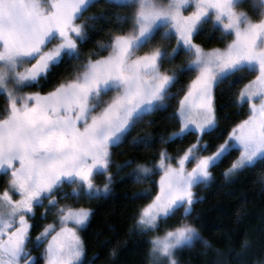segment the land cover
I'll return each instance as SVG.
<instances>
[{
	"label": "snow or ice",
	"instance_id": "snow-or-ice-1",
	"mask_svg": "<svg viewBox=\"0 0 264 264\" xmlns=\"http://www.w3.org/2000/svg\"><path fill=\"white\" fill-rule=\"evenodd\" d=\"M245 3L0 0V176L6 177L0 189V264H86L80 230L92 210L76 205L112 190L114 178L133 163L128 158L111 171L113 150L142 122L152 124L145 117L166 110L173 99L177 106L168 119L178 127L166 137L132 136L130 145L194 139L175 157L161 147L122 177L155 185L154 194L151 187L132 194L147 198L133 227L137 235L151 233L148 264H179V251L197 241L208 245L188 219L201 199L195 189L207 185L212 169L233 151L238 155L226 177L264 165V0L251 2L255 19ZM94 5L101 10L85 15ZM105 25L108 39L96 41L82 57L83 45ZM205 28L207 40L231 39L205 48L196 39ZM157 35L174 40L171 49L154 42ZM181 54L186 60L165 67ZM62 67L71 70L42 91ZM236 84L232 102L246 103L248 113L212 147L205 136L222 134L216 131L217 89ZM97 176H103L102 185ZM50 212L53 221L41 225ZM33 249L40 251L33 255Z\"/></svg>",
	"mask_w": 264,
	"mask_h": 264
},
{
	"label": "trees",
	"instance_id": "trees-1",
	"mask_svg": "<svg viewBox=\"0 0 264 264\" xmlns=\"http://www.w3.org/2000/svg\"><path fill=\"white\" fill-rule=\"evenodd\" d=\"M101 10L99 5L89 8L85 15ZM129 10L120 9V13ZM83 19V17L81 18ZM79 22V21H77ZM108 25L102 30L95 31L92 38L82 47V57H86L88 50L95 48L96 41L107 40L109 36ZM126 27V26H125ZM209 35L207 28L196 38L197 42L205 48L222 46L230 37L223 41L217 39H204ZM219 36V33H216ZM163 43L171 49L175 43L162 41L159 35L156 41ZM101 55L106 52H101ZM186 56L181 54L173 64H166L165 67L179 65ZM70 68H61L57 78L51 81L42 91H48L57 80L66 75ZM186 83V80H182ZM239 84L229 88L227 85H220L217 89L218 123L217 133L211 137L205 136L210 146L221 142L230 130L231 126L245 118L248 113V105L242 107L234 104L235 90ZM179 87V85H177ZM220 89H223L221 92ZM28 91L29 89H24ZM35 90V89H33ZM173 91L176 88L172 89ZM182 94V93H181ZM4 99L0 96V110L3 109ZM177 106L176 99H173L166 110L146 116L145 120L153 121L152 124L141 123L129 135L128 139L121 144L120 148L113 150V160L120 162L131 158L134 164L143 162L158 153L161 147H167L169 154L175 157L179 150L192 142L194 137L186 140H177L175 143L162 145L157 139L156 143L149 147H132L130 140L132 136L151 134L153 138L161 135L167 136L169 132L178 127V123L168 119ZM238 155L233 151L221 163L212 169V179L207 185H201L195 189L201 199L194 204L193 211L188 219L194 222L203 237L208 241L205 246L203 241H197L191 248L184 249L177 253L179 264H260L264 261V165L224 176V170L229 166L231 160ZM191 167V165H189ZM126 173V172H124ZM123 170L113 180L112 190L99 197L84 200L76 206H83L92 210L87 225L81 230V236L86 247L85 262L88 264H148V237L151 233L143 236L137 235L133 227L134 214L136 209L147 202V198L133 199L132 194L151 187L154 194L155 185L147 183H134L124 177ZM103 176L96 177V183H103ZM6 177L0 176V189L5 185ZM63 203V201H61ZM43 207V206H41ZM51 217L41 220L40 224L49 223ZM172 221H169L171 223ZM39 228L32 232L35 237ZM248 247H243L244 242ZM42 247V246H41ZM40 250L33 249L32 254L37 255ZM115 253V254H113ZM39 264H43L42 259Z\"/></svg>",
	"mask_w": 264,
	"mask_h": 264
},
{
	"label": "rangeland",
	"instance_id": "rangeland-1",
	"mask_svg": "<svg viewBox=\"0 0 264 264\" xmlns=\"http://www.w3.org/2000/svg\"><path fill=\"white\" fill-rule=\"evenodd\" d=\"M251 2H252V0H246V3L242 6L243 8H244V10H246V11H249V13H250V15H252V17L255 19V18H257V13L256 12H253L252 11V9H251ZM189 10H191V9H189ZM230 37V36H229ZM207 38V37H206ZM205 38V36H204V39H206ZM228 38V37H227ZM231 38V37H230ZM207 40V39H206ZM162 42V41H161ZM252 75H254V73L253 74H250V75H248V76H246L245 77V81L247 80V79H251L252 78ZM118 163H120V161H118V160H113V164H112V166H111V171H113V172H115L116 171V165L118 164ZM135 167V164H134V162L128 167V168H125V169H123V173L124 172H126V173H128V172H130L133 168ZM121 173V172H120ZM126 173H124V174H122V175H124L125 176V174ZM158 176H159V173H157L156 174V176L155 177H153V179H158ZM98 185H102L103 183H101V184H99V183H97ZM101 194H104V193H101ZM46 203V202H45ZM43 211V207H40V208H38L37 210H36V215L37 216H39L40 215V213ZM48 216H50L51 217V221L50 222H52L53 221V218H54V213H49L48 214ZM49 222V223H50ZM84 229V227L81 229V230H83ZM81 230H80V235H81ZM82 237V236H81Z\"/></svg>",
	"mask_w": 264,
	"mask_h": 264
}]
</instances>
